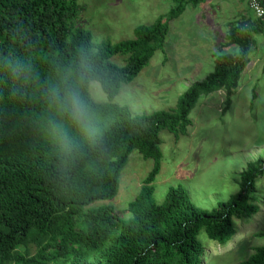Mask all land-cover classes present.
Returning <instances> with one entry per match:
<instances>
[{
  "label": "trees",
  "instance_id": "obj_1",
  "mask_svg": "<svg viewBox=\"0 0 264 264\" xmlns=\"http://www.w3.org/2000/svg\"><path fill=\"white\" fill-rule=\"evenodd\" d=\"M171 1L165 15L136 26L132 39L94 46L75 24V0H0V264H200L199 230L224 244L235 234L233 217L256 212L254 182L264 165L258 159L240 172L237 191L210 210L194 206L180 186L157 204L151 183L159 131L185 134L200 95L223 90L224 111L248 62L251 33L264 32V14L229 27L225 44L237 51L217 53L212 70L178 95L173 109L131 115L112 102L120 84L161 48L168 21L205 0ZM114 55L124 56L122 66L110 62ZM65 81L89 99L99 130L94 140L71 126L50 94L51 85ZM91 81L105 102L89 96ZM50 121L65 124L68 148L53 138ZM132 150L152 166L120 219L109 205H90L113 198ZM236 264H264V244Z\"/></svg>",
  "mask_w": 264,
  "mask_h": 264
},
{
  "label": "rangeland",
  "instance_id": "obj_2",
  "mask_svg": "<svg viewBox=\"0 0 264 264\" xmlns=\"http://www.w3.org/2000/svg\"><path fill=\"white\" fill-rule=\"evenodd\" d=\"M75 1L79 7L75 24L88 31L94 46L132 39L136 26L153 23L173 6L171 0ZM252 19L247 0L185 5L168 21L161 48L130 82L120 84L112 102L127 106L131 115L173 109L178 95L212 70L217 53L237 51L235 45L225 44L229 27ZM251 35L248 62L224 111L223 90L200 95L188 113L191 123L185 134L175 137L159 131L161 157L151 183L155 203L163 201L169 187L180 186L194 206L210 210L237 191L239 174L249 162L258 159L264 164V32ZM123 58L114 55L109 60L122 66ZM89 88L96 90L94 102L106 101L97 82H89ZM151 166V159L132 150L120 171L116 194L90 206L109 205L118 218L128 217L127 203ZM252 202L256 212L233 217L235 234L224 244L198 231L196 238L204 248L200 264H236L264 244V165L254 182ZM29 252H35L33 245Z\"/></svg>",
  "mask_w": 264,
  "mask_h": 264
},
{
  "label": "clouds",
  "instance_id": "obj_3",
  "mask_svg": "<svg viewBox=\"0 0 264 264\" xmlns=\"http://www.w3.org/2000/svg\"><path fill=\"white\" fill-rule=\"evenodd\" d=\"M17 70H23L19 64ZM49 91L55 99L59 111L68 117L71 126L78 129L85 138L94 140L99 131L96 116L89 99L82 93L80 87L65 81L63 86L51 85ZM88 91L92 99L97 98L94 88H89ZM49 123L53 138L68 148L71 139L65 124L59 121H50Z\"/></svg>",
  "mask_w": 264,
  "mask_h": 264
},
{
  "label": "built area",
  "instance_id": "obj_4",
  "mask_svg": "<svg viewBox=\"0 0 264 264\" xmlns=\"http://www.w3.org/2000/svg\"><path fill=\"white\" fill-rule=\"evenodd\" d=\"M248 10L255 16L261 17L264 14V7L260 0H247Z\"/></svg>",
  "mask_w": 264,
  "mask_h": 264
},
{
  "label": "crops",
  "instance_id": "obj_5",
  "mask_svg": "<svg viewBox=\"0 0 264 264\" xmlns=\"http://www.w3.org/2000/svg\"><path fill=\"white\" fill-rule=\"evenodd\" d=\"M207 13H209V12H207Z\"/></svg>",
  "mask_w": 264,
  "mask_h": 264
}]
</instances>
